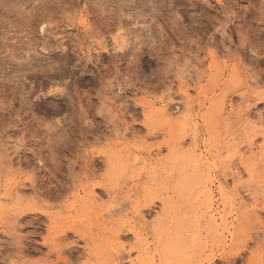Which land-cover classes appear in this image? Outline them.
<instances>
[{"label": "rangeland", "instance_id": "1", "mask_svg": "<svg viewBox=\"0 0 264 264\" xmlns=\"http://www.w3.org/2000/svg\"><path fill=\"white\" fill-rule=\"evenodd\" d=\"M0 264H264V0H0Z\"/></svg>", "mask_w": 264, "mask_h": 264}, {"label": "bare ground", "instance_id": "2", "mask_svg": "<svg viewBox=\"0 0 264 264\" xmlns=\"http://www.w3.org/2000/svg\"><path fill=\"white\" fill-rule=\"evenodd\" d=\"M58 91V90H57ZM60 93V91H58ZM57 93V92H56ZM161 113L164 117H168V120H169V116L171 115L170 111H169V108L167 107H163L162 110H161ZM252 152V151H251ZM200 157V156H199ZM136 159V158H135ZM130 192V190H129ZM224 192V191H223ZM221 216V215H220ZM108 217V216H107ZM110 218V217H109ZM137 229V228H136Z\"/></svg>", "mask_w": 264, "mask_h": 264}]
</instances>
